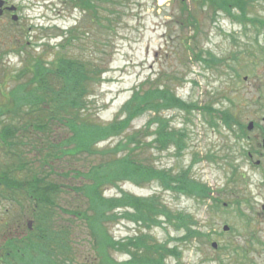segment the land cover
<instances>
[{
	"label": "rangeland",
	"instance_id": "obj_1",
	"mask_svg": "<svg viewBox=\"0 0 264 264\" xmlns=\"http://www.w3.org/2000/svg\"><path fill=\"white\" fill-rule=\"evenodd\" d=\"M8 1L17 7L18 19L0 16V104L4 107L12 100V88L28 82L30 72L18 75L31 67L33 56L51 61L60 53L91 62L101 70L94 76L87 99L88 113L100 123L112 122L134 90L147 80L148 84H168L184 101L198 105L189 114L177 108L162 110L171 127L186 131L187 145L181 152L174 145L162 149L155 143L158 124L147 126L155 114L151 111L134 119L123 135L97 146L112 148L127 135L141 132L139 140L144 146L136 150V159L173 176L189 171L191 179L212 188V198L201 201L188 191L167 189L159 179L144 184L119 180L104 188L105 196L120 197L123 190L153 201L163 211L151 216L157 221L145 224L118 215L116 220L107 219L103 229L123 243L145 237L150 250L142 247L135 252L138 256L157 257L153 244L164 246L162 253L177 249L179 256L169 254L164 264H264V25L247 22L245 28L224 12L215 17L213 11L212 19L210 8L206 11L198 6L201 25L195 29L186 20L182 31L174 19L180 12L178 0H168L164 6L159 0H128L120 8L121 16L111 15L110 21L103 16L94 21L70 0ZM253 2L249 14L264 20V0ZM185 36L192 37L191 42L182 40ZM23 44L26 49L18 51ZM200 49L204 57H210L205 52L210 51L216 59L211 63L201 60ZM206 106L231 111L240 124L227 127L218 119L212 125L211 116L203 111ZM0 120L11 122L6 115ZM251 122L253 128H249ZM51 127L56 140L70 132L59 123ZM134 146L136 143L130 147ZM100 159L79 154L50 162L55 167L51 180L64 185L53 198L58 205L57 225L68 234L62 241L66 251L71 246L74 264H93L103 257L86 221L69 212L86 208V198L72 189L84 177L64 174L87 169ZM10 164L16 163L10 160ZM34 211L29 210L27 199L8 197L0 189V249H6L7 238L21 241L28 236L27 226L32 229L36 220ZM115 211L135 214L132 207ZM182 215H186L184 224L179 220ZM225 225L230 229L224 230ZM213 242L218 243L217 248ZM109 256L118 262L131 259L130 254L115 248L109 250ZM6 264L30 262L6 256Z\"/></svg>",
	"mask_w": 264,
	"mask_h": 264
},
{
	"label": "trees",
	"instance_id": "obj_2",
	"mask_svg": "<svg viewBox=\"0 0 264 264\" xmlns=\"http://www.w3.org/2000/svg\"><path fill=\"white\" fill-rule=\"evenodd\" d=\"M70 1L85 11V15L94 21L101 16L110 21L111 15L121 16L120 8L125 7V2L128 0ZM253 1L178 0L180 12L175 13L174 19L182 31H184L182 27L187 22H192L191 26L197 29L201 25L198 17L199 8L197 9L200 6L206 7V11L210 8L209 18L212 19L219 12H224L232 21L245 28L247 22L258 26L264 25V20L249 14ZM100 10L106 12V15H100ZM191 38L185 36L182 40L189 43ZM66 41L69 42L70 39ZM19 48L18 51L25 50L26 44L20 45ZM190 49L192 46L189 44L188 50ZM200 50L199 58L206 63H211L216 59L210 51H205L210 57H204V50ZM26 72H30L28 82L20 83L12 89V100H9L6 107L0 104V118L6 115L11 119L10 123H3L0 120V176L3 178L1 184L4 185L8 197L27 199L29 210L34 211V207L36 208L33 212L36 220L32 229L29 225L27 226L28 236L23 240L6 239V256L21 259V261L26 259L30 264H74L71 257L73 252L71 246L66 251V245L62 241L68 234L61 229V225H57L58 218L55 209L58 205L53 198V195L64 188V185L51 180L55 167L50 162L66 156L73 158L79 154H87L98 155L101 159L87 169L68 171L64 175L74 173L79 177H84L83 183L80 186H73L72 189L82 193L86 198V208L83 211L69 209V212L74 217L86 221L95 236L99 256L103 257L96 263L164 264L169 254L178 257L177 249L166 250L167 253H162L165 247L159 244H153L157 250V257L143 254L138 256L135 253L136 250H141L142 247L150 250L147 242L143 241L145 237L129 238L124 243L111 237L107 230L103 229L106 227L107 219L116 220L118 215H124L145 224V222L157 221L151 216L163 210L159 207L155 208L153 201L123 190L120 197H107L104 195V188L115 185L117 181L123 179L132 180L137 184L159 179L165 188L188 191L187 193L201 201L212 198V188L191 179L189 171L173 176L167 173V170L146 165L136 159V150L144 146V143L139 140L141 132L127 135L124 138L125 141L121 139L112 148H98L97 145L111 137L123 135L134 119L151 111L155 114L147 126L151 123L158 124L155 143L162 149L174 145L181 152L187 145L186 131L184 133L183 129L171 127V121L163 116L162 110L177 108L189 114L195 110L194 108L198 109V105L184 101L168 84H148L149 80H147L134 90L132 97L122 106L115 119L104 124L94 120L88 113L87 99L91 93L92 81L94 76L101 72L91 62L68 57L64 53H60L51 61L37 55L33 56L31 67L26 66L22 70V75H26ZM203 111L211 116L213 120L211 123L214 126L217 125L218 119L227 127L240 124L229 110H217L212 106H206ZM216 113L218 117H215ZM53 123L62 124L68 129L70 131L68 136L56 140L51 127ZM149 128L147 127L146 131H149ZM135 143L136 146L131 148L130 146ZM33 153L36 155L32 156ZM4 157L6 161L1 159ZM10 160L16 164H10ZM84 201L81 199V202ZM124 207H132L135 209V214L129 211L120 214L115 211L117 208ZM24 211L26 210L23 208ZM185 216L179 217L182 224L186 223ZM19 244L22 246L20 250L18 249ZM114 248L127 252L131 255V259L118 262L110 258L109 250Z\"/></svg>",
	"mask_w": 264,
	"mask_h": 264
},
{
	"label": "flooded vegetation",
	"instance_id": "obj_3",
	"mask_svg": "<svg viewBox=\"0 0 264 264\" xmlns=\"http://www.w3.org/2000/svg\"><path fill=\"white\" fill-rule=\"evenodd\" d=\"M0 5H1L0 6L1 10L0 11L2 13V16L3 15H11V17H13V15L15 13H17L16 12L17 11V7L15 5H13V4H10V1H8V0H0ZM260 162L261 161L258 160L257 163H260ZM2 181H3V178H2V176H0V186L2 185L1 184ZM0 189L1 190L4 189V185H2L0 187ZM1 248L2 249H0V264H6V249H5V246H2Z\"/></svg>",
	"mask_w": 264,
	"mask_h": 264
},
{
	"label": "water",
	"instance_id": "obj_4",
	"mask_svg": "<svg viewBox=\"0 0 264 264\" xmlns=\"http://www.w3.org/2000/svg\"><path fill=\"white\" fill-rule=\"evenodd\" d=\"M15 18H16V17H15ZM253 125H254V123L251 122L249 127H250V128H253ZM228 229H229V226H228V225H225V226H224V230H228ZM213 245H214L215 247H217V243H216V242H214Z\"/></svg>",
	"mask_w": 264,
	"mask_h": 264
},
{
	"label": "bare ground",
	"instance_id": "obj_5",
	"mask_svg": "<svg viewBox=\"0 0 264 264\" xmlns=\"http://www.w3.org/2000/svg\"><path fill=\"white\" fill-rule=\"evenodd\" d=\"M160 1V3H164V2H166L167 0H159Z\"/></svg>",
	"mask_w": 264,
	"mask_h": 264
}]
</instances>
